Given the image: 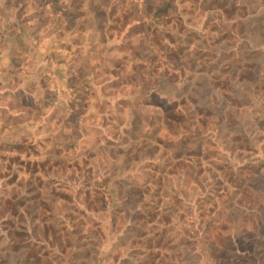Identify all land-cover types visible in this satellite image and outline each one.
Here are the masks:
<instances>
[{"label": "rangeland", "instance_id": "rangeland-1", "mask_svg": "<svg viewBox=\"0 0 264 264\" xmlns=\"http://www.w3.org/2000/svg\"><path fill=\"white\" fill-rule=\"evenodd\" d=\"M0 264H264V0H0Z\"/></svg>", "mask_w": 264, "mask_h": 264}, {"label": "crops", "instance_id": "crops-1", "mask_svg": "<svg viewBox=\"0 0 264 264\" xmlns=\"http://www.w3.org/2000/svg\"><path fill=\"white\" fill-rule=\"evenodd\" d=\"M5 58H8V57H7V55H6V57H5Z\"/></svg>", "mask_w": 264, "mask_h": 264}]
</instances>
